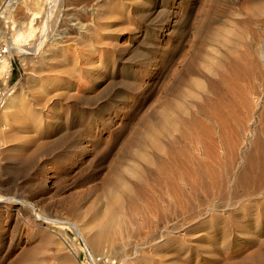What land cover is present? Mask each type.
Segmentation results:
<instances>
[{
	"label": "rangeland",
	"instance_id": "374dc122",
	"mask_svg": "<svg viewBox=\"0 0 264 264\" xmlns=\"http://www.w3.org/2000/svg\"><path fill=\"white\" fill-rule=\"evenodd\" d=\"M67 7L71 15L65 12ZM83 7L97 10L99 22L97 19L90 22L97 30L93 46L82 45L78 38L69 42L67 55L71 65L64 69L76 71L79 78H68L62 68L50 72L52 82L47 87L51 89L50 96L57 97L50 98V105L47 102L45 106V102L41 106L46 109L43 125L26 129L31 142L25 158L8 160L5 154H0V197L14 196L20 201V212L18 205L13 210V206L0 210V264H58L57 260L70 254L71 247L77 251L79 264H92L94 251L87 232L107 205L113 204L110 200L125 191L124 183L130 182L141 190L144 187L145 194L141 191L142 196L137 195L141 200L136 196L138 201L135 200L133 209L132 204L122 201V205H129L124 206L123 213L129 227L144 224L146 241L153 244L162 214L161 229L165 228L164 235L168 236L157 249L148 248L144 254L149 258L138 264H264V204L259 200L248 202L239 211L233 209L200 219L204 210L220 201L213 190L207 194L204 184L211 180L193 175L198 178H188L190 184L194 180L193 189L189 181L179 178L175 163L169 167V163L163 162L172 153L176 158L181 155L179 137L190 131L187 123L196 114L194 105L200 102V97L208 95L207 83L223 77L244 83L239 74L230 73L232 62H228L243 59L248 64L242 53L247 51L246 57L249 48L255 49L256 43L264 40V0H5L0 5V15L11 50L0 64V76L10 74L9 78H3L6 104L29 75L39 51L62 28L65 15L70 16V23L78 19L83 24L89 22L88 16L75 11ZM16 48L35 52L21 54ZM6 104L0 106V113ZM3 122L2 126L7 127ZM176 147L181 150L177 152ZM164 155L168 156L162 159ZM153 156L164 164L160 162L161 166ZM167 169L171 174L165 172ZM165 175L173 183L187 185L188 195L191 190L194 192L190 197L184 195L185 199L178 198L167 187ZM168 193L177 199L173 200ZM182 200L192 206L186 213L180 209ZM201 201L204 202L200 206ZM143 204L151 210L141 212L139 207ZM38 209L48 219L46 226L52 219L58 221L50 227L60 229L68 239L62 240L59 234L38 228L41 215ZM78 216L82 218L81 225L86 223L83 228L73 225L79 221ZM112 256H109L111 263L119 264L116 256Z\"/></svg>",
	"mask_w": 264,
	"mask_h": 264
},
{
	"label": "bare ground",
	"instance_id": "6f19581e",
	"mask_svg": "<svg viewBox=\"0 0 264 264\" xmlns=\"http://www.w3.org/2000/svg\"><path fill=\"white\" fill-rule=\"evenodd\" d=\"M101 1H103V0H101ZM3 2H2V4H3ZM2 4H0V5H2ZM53 7H54V5H53ZM68 7H69V5H68ZM68 7H67V9H65L66 13L67 12L70 13L69 12L70 7L69 8ZM103 9H105V8H103ZM71 10H73V9H71ZM98 10H101V9H98ZM75 11H76V13L80 12L81 15L83 14V15L88 16L87 18L89 19V22H87V24L86 23L83 24L82 22H80L81 20L79 21V19H78V21L75 20L76 22L72 21V23H70V20H71L70 16L65 15L66 18L63 19L62 25H60V27L62 26V28L59 29V32L56 34V36L51 37L52 39L50 41H48L47 43H45L44 49L42 51H39V53L35 57V60L33 58V60L35 62L34 66L33 67L31 66L32 68L28 72L29 75H27V77L24 79V82L19 83V88L17 89V91H15L11 95L7 104H6V101H7V99H6L0 105L1 108H3V106L6 104L5 109H3V111L0 113V154L1 153L5 154L7 157V158L6 157L5 158L8 160L9 159L13 160L16 158L18 159V157L25 158L27 146L30 144L29 142H31V140H29L30 137H28V135H26V129L30 126L40 127L43 125V122L45 120L44 119L45 114L43 115L45 107H44V109H42L43 107H41V106L45 102L46 103L44 105L46 106L47 102L49 103V101H51L50 98L56 99V97H57V96H54V98H52L53 96L52 95L50 96L51 89H49L47 87V85H50V83L52 82V79H51L52 77L50 78L49 74H51L50 72H52V71L61 70V68L64 71L65 69H67V68L64 69V67H66V66L70 67V65H71V62L69 60L70 55H67V53H68L67 50H70V48H68L70 40L72 38H78L77 40H79L82 45L93 46L92 40H93V37H95L97 35L96 34L97 30L95 27L96 25L92 24L90 22H92L93 20H95L96 22L98 20V22H99V19H97V10H91V9L86 8V7H83V8H79L78 10H75ZM102 11H104V10H102ZM108 11H110V10H108ZM105 13H107L106 10H105ZM70 15H71V13H70ZM103 15H104V13H103ZM0 17H2V16L0 15ZM87 18H85V19H87ZM96 22H94V23H96ZM256 24H257V22H256ZM257 26H258V24H257ZM255 33H256V31H255ZM251 34H252V32H251ZM254 35L255 34H253L252 36L254 37ZM257 36H258V34H257ZM46 37H48V36H46ZM255 38H256V36H255ZM261 39H263V37ZM253 40L256 41V39H253ZM256 42H258V40ZM259 42L260 43H256L255 49H253V48L248 49L246 47L249 50L248 53L246 54L247 55L246 57H244V55L247 51L245 53H242L243 56H241V57H243L244 59L246 58V62H248V64H245L242 61L243 59L240 60L239 59L240 57H239L238 58L239 60H236L234 62L233 61L228 62V63L232 62L231 66L229 65L230 69L232 70L231 72L228 70V66L227 65L225 66V67H227L226 69L231 74L232 73H233V75L239 74L238 75L239 79L241 77L242 78L241 80H243L244 83L243 82L242 83H235L234 82L235 80L233 81V79L231 80V79H228L226 77H223L220 81L218 80V81L212 82V80H211L210 81L211 83H207L208 95L206 97L203 96V98L200 97V99H201L200 102L196 103L194 105V109H196V114L192 115L191 118H189V121L187 123L190 131L187 130L189 132H185V134H181L182 135V137L180 136L181 138L179 137V139H180L179 142H180V144L182 143L183 149L178 150V147H176V148H177V152L181 150L179 152V153H181V155L179 153H177V155L179 154L177 156V158L172 156L173 153L168 158L166 157L168 155H164V157L162 156V159H164L166 157V161H163L165 163V165H166V163H169V167H170L171 163H173V164L175 163V166L176 165L178 166L177 168H179L180 170L176 169L175 167H174V169L178 170V172L180 171L181 177H179V178H181L183 181H189L188 183L190 184V180L188 178H191L193 175H198V174L201 175L200 179L202 177H206V179H207V177H208L211 180V183L210 182H209L210 184L209 183H206V184L203 183L205 189L208 190V193L207 192L206 193L209 194V191L211 192L213 190L215 192L214 195H216L215 197L220 199V201H218V202H221V200H223V202H224L225 199L229 198L228 202L226 200L224 203L217 204L218 202L216 203V201H215L214 203H216L217 205L212 203L208 209L204 210V211H206L205 213L203 212L204 214L202 213L199 215L200 219H205V217H208L210 215L216 216L219 213H227L229 211H232L233 209L239 211L243 207H245L246 204H248V202H249V204H250V202H252V204H253L254 201L259 200L262 204H264V40H261ZM253 44H255V43L253 42ZM252 47H254V46H252ZM35 48H37V47H35ZM38 49L40 50L41 47L40 48L38 47ZM16 51L20 52L21 54H33L35 52L34 49H33L34 52H32V51H29L27 49H22V48H16ZM94 51H97V50L94 49ZM243 52H244V50H243ZM235 58H233V59H235ZM217 61H219V60H217ZM219 63H223V62L221 61ZM68 71L65 70V72H67L68 78L78 77L79 73L77 74L76 71H73V72H71L72 70L69 72ZM228 71H227V73H228ZM231 74H229L228 76H230ZM75 75H77V76H75ZM222 75H223V73H222ZM79 76H81V75H79ZM229 78H231V77H229ZM214 80H216V79H214ZM237 81H238V78H237ZM239 82H240V80H239ZM196 84H199V83H196ZM191 86H192V84H191ZM199 88H200V85H199ZM207 88H205V89H207ZM45 93H47L48 95H45ZM201 93H202V90H201ZM196 94H195V96H196ZM197 95L199 96V94H197ZM191 96H192L193 100L196 99V98L194 99L193 95H191ZM191 96H190V98H191ZM197 101H198V99H197ZM50 103H49V105H50ZM181 106H183V105H181ZM184 108H186V107H184ZM170 110H172V108ZM173 110H176V109H173ZM177 112H175V115ZM193 113H194V111H193ZM171 114H173L172 111H171ZM171 114L168 113V116ZM164 116L166 117V115H164ZM160 118H162V117H160ZM172 118L174 119V117H172ZM176 118H177V116H176ZM163 119H161V120L165 124L166 120L165 119L163 120ZM169 119H171L170 116H169ZM3 121L6 122L5 124H8V125H6L7 127H5V128L2 126ZM170 122H171V120H170ZM167 124H168V122H167ZM173 124H175V123H173ZM156 127H157V125H156ZM161 128H162V126H161ZM163 133L166 136L167 132L165 133L163 130ZM156 143H157V141H156ZM174 143H175L174 145L178 146L176 144V142H174ZM161 146L159 148H161ZM193 146H195V147H193ZM171 148H173V147L170 146L169 150ZM157 150H158V148H157ZM161 150H162V148H161ZM173 150H170V151H173ZM169 153H171V152H169ZM163 154H164V152H163ZM137 156L139 157V155H137ZM175 156H176V154H175ZM154 157L156 158V156H153V158ZM157 157H159V156H157ZM26 158H28V157H26ZM150 158H151V156H150ZM141 159H142V157H141ZM147 159H149V158H147ZM156 159L158 160L159 158H156ZM160 159H161V157H160ZM152 160H154V159H152ZM152 160H149V161H152ZM158 162H159V160H158ZM160 162L162 163V160ZM160 162H159V164H161ZM164 163H162V164H164ZM162 164H161V166H162ZM165 165L163 166L164 168L162 167V169H165ZM167 168H168V166H167ZM159 169H158V171H159ZM174 169H173V171L176 172ZM169 170H170V168H169ZM142 171H143V169H142ZM167 171H168V169L165 172H167ZM178 172L176 174H178ZM162 173H163V171H162ZM160 174H161V172H160ZM163 174H165V173H163ZM169 174H171V173L169 172ZM169 174H167V175L169 176ZM168 176H166L168 180L165 177V180H166L165 183L166 184L168 183V186L167 185L166 186L170 189L171 192H173V194H175L178 198H182V197H184V195H188L187 191L185 189L187 186L186 184H185L186 186L184 187V186L178 185V183H173V181H171V178ZM154 177L155 176H153L152 178H154ZM172 177H174V176H172ZM192 178H194V180H195V178H197V176L192 177ZM120 179H121V177H120ZM155 179H157V178L155 177ZM194 180L193 179L191 180V181H193V183L191 182L192 186H194ZM163 181L164 180H162L161 182L163 183ZM125 184L126 183H124V186H126L125 191L123 190V192L121 193L119 198H118V196H119V193H118L117 194L118 196H117V198H115V200H114V198L112 200H110L111 201L110 204L113 203L111 206L107 205L108 203L106 204L107 207L104 205L106 207V209L103 211V213L101 215H99L100 217H99L98 221L97 222L95 221L96 222L95 226L94 227L92 226L93 228L89 229L87 232L88 233L87 234L88 242L94 251V255L91 256L92 264H106V263L107 264H115V263H111V261H113V260H111L109 258L110 255L116 256L117 260H119L118 263L120 262L119 264H138L139 261H142L143 259L149 258L148 255L144 254L148 248H150L151 246H155L154 248L157 249L158 247H160L161 244H163L162 241L168 237V236L164 235V233L166 231L165 228L161 229L164 225L163 219H162V214L159 215L160 216L159 222H161V226H159V229L157 228L158 233L155 234L156 237L153 240V242H154L153 244L147 243L148 237H145V233L143 232V228H144L143 225L144 224L139 223L140 225L138 224L136 227L134 226L133 229H132V227H129L130 225L128 223H130V222H128L126 220V218L124 217V214H123L124 210H125L124 209L125 205H122L125 202L123 199H125L127 201V203H129L130 205L132 204V209H133V207L136 206L135 200H137V197H138L137 195H140V197H141L142 192L144 194H145V192L142 191L144 187L141 190V188L139 189V187L135 183L130 182L129 184H126V185ZM137 184H139V183H137ZM191 184H190V187L195 189L194 188L195 186L192 187ZM195 185L198 186L199 184L197 185V183H195ZM201 185H202V183H201ZM159 186H161V185H159ZM196 188H198V187H196ZM167 191H168V189H167ZM191 191L194 192V190H191ZM185 192H186V194H185ZM111 193L113 194V192H111ZM191 194L189 193L190 196H191ZM114 195H116V193ZM172 195H170V197H172V199H173V197L175 195L174 196H172ZM13 197H5V198L0 197V210L8 208L10 206H13V207H11V209L13 210V208H15V206L18 205V212H20L19 211L20 210V201L18 200V198L16 199ZM140 197H138L139 200H141ZM187 197H186V200H187L186 202L188 203ZM192 197H194V195ZM206 197H208V196H206ZM175 199H177V198H175ZM182 199H185V198H182ZM191 199H189V200H191ZM113 200H114V202H112ZM153 200H156V199L154 198ZM122 201H124V202H122ZM182 201H180L182 203V206L180 207V209L185 211V213H186V210H189L190 208H192V206L190 207L191 204L190 205L184 204V203H186V202H184L185 200H182ZM149 202H150V200H149ZM154 202L155 201H153V203L150 202V204L156 205V203H157V205L159 206L158 201L156 203H154ZM160 202L161 201H159V203ZM167 202H169V201H167ZM176 202H177V200H176ZM202 202H204V201L198 202V204L201 206ZM210 202H212V201H210ZM231 202H233V203H231ZM144 203H145V201H144ZM162 203L165 204V202H162ZM193 203H195V202H193ZM206 203H205V205H206ZM21 204H22V202H21ZM133 204H135V205H133ZM177 204H179V203H177ZM195 204H197V203H195ZM203 205H204V203H203ZM161 207L162 206H160L159 209L163 211L164 209H161ZM172 208H170V209H172ZM175 209H172V210L174 211ZM139 210L141 212L147 210L146 212H148L151 209L148 205L143 204L142 206L139 207ZM167 210H168V208H167ZM36 211H39V213L41 214V212H40L41 209H38ZM130 211H131V209H130ZM136 211H137V209H136ZM175 211H177V210H175ZM190 211H192V210H190ZM153 212H154V209H153ZM36 213H38V212H36ZM166 213H168V211ZM189 214H191V212ZM193 216H194V213H193ZM171 217L172 216H170V218ZM53 218H55V217L53 216ZM166 218H168V217H166ZM175 218H177V217H175ZM209 218H211V217H209ZM212 218H214V217H212ZM77 219L79 221L78 220H76V221H78L79 223L74 220L76 222V223H73L74 227L76 228L77 226H80L79 228H81V226H82V228H83L86 225V223L82 222V225H81L80 221H82V218H79V216H78ZM196 219L197 218L195 217L194 220L196 221ZM125 220H126V222H125ZM164 220H165V218H164ZM49 221H50V219H49ZM60 221H61V219H60ZM165 221H167V220H165ZM165 221H164V223H166ZM47 222H48V219L46 218V216L41 214L39 216V223H37L38 228L40 227L41 229L50 230L51 232H53V234L57 233V234H59V236H62L61 239L67 237L66 234L63 231H61L60 229L58 230L57 228L50 227L51 224H57L58 221L52 219L51 220L52 223L49 226H46ZM171 223H174V222H171ZM171 223L169 221L168 224H171ZM171 225H173V224H171ZM146 229L148 230V228H146ZM42 232H43V230H42ZM50 236H52V235H50ZM67 239H68V237H67ZM146 239H147V241H146ZM67 244H70V243L68 242ZM69 249H70V254L67 256H62V259L57 260L58 264H79L77 251L72 247ZM132 251H133V254H132ZM131 254L133 255V257L130 256ZM99 255L102 256L100 259H98ZM104 259H106L107 261H102Z\"/></svg>",
	"mask_w": 264,
	"mask_h": 264
},
{
	"label": "built area",
	"instance_id": "2783aa9c",
	"mask_svg": "<svg viewBox=\"0 0 264 264\" xmlns=\"http://www.w3.org/2000/svg\"><path fill=\"white\" fill-rule=\"evenodd\" d=\"M2 18L3 17H0V64L3 62L6 56H9L11 50V45L9 44V41L5 39L6 38L5 34L7 32H5L3 29L4 27H2V21H3ZM9 77H10L9 73L2 74V76H0V83L2 84V86L0 85V105L2 104L5 96V92L2 91V89L4 88L3 78H9Z\"/></svg>",
	"mask_w": 264,
	"mask_h": 264
},
{
	"label": "crops",
	"instance_id": "0c3cea01",
	"mask_svg": "<svg viewBox=\"0 0 264 264\" xmlns=\"http://www.w3.org/2000/svg\"><path fill=\"white\" fill-rule=\"evenodd\" d=\"M8 70H9V68H8ZM13 75V74H12Z\"/></svg>",
	"mask_w": 264,
	"mask_h": 264
}]
</instances>
